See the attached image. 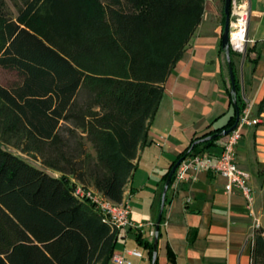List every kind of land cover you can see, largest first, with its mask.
<instances>
[{"label":"trees","instance_id":"1","mask_svg":"<svg viewBox=\"0 0 264 264\" xmlns=\"http://www.w3.org/2000/svg\"><path fill=\"white\" fill-rule=\"evenodd\" d=\"M124 1L110 0L118 9L108 15L101 0H21L12 16L0 0V66L18 76L13 86L0 85V115L9 112L15 118L9 128L42 147L38 167L0 143V264H91L93 255L107 264L112 255L116 233L90 202L73 196L72 180L111 201L122 199L162 83L200 21L204 0ZM170 43L177 52L167 62ZM228 54L234 90L229 80L226 122L193 135L170 160L161 187L176 160L226 137L220 132L245 106L231 59L238 54L229 47ZM161 220L162 214L157 240ZM263 231H253L250 264H264ZM152 238L135 232L149 260Z\"/></svg>","mask_w":264,"mask_h":264},{"label":"crops","instance_id":"2","mask_svg":"<svg viewBox=\"0 0 264 264\" xmlns=\"http://www.w3.org/2000/svg\"><path fill=\"white\" fill-rule=\"evenodd\" d=\"M244 1L248 7L246 34L252 41L247 42L237 68V55L231 59L241 97L250 106L249 117L257 123L241 129L234 158L248 174L251 202L247 207L238 190L227 195L224 177L208 170L197 171L175 188L170 186L161 211L162 233L156 238V264H250L253 231L264 229V102L259 105L264 93V0ZM211 8L195 26L162 83L146 141L136 150L134 168L123 187L130 221L143 226L140 230L108 227L109 232L116 233L112 254L123 249L141 252L140 257L124 254L129 264H150L146 249L134 237L136 231L147 240L153 236L154 226L150 234L148 223L155 222L162 190L160 178L170 160L193 135L222 126L231 111L225 91L229 87L227 63L220 50L221 14L215 4ZM0 68L17 76L13 69ZM15 82L2 86L11 87ZM225 138L206 150L217 154ZM99 263L93 255L91 264ZM107 264L116 263L109 259Z\"/></svg>","mask_w":264,"mask_h":264},{"label":"built area","instance_id":"3","mask_svg":"<svg viewBox=\"0 0 264 264\" xmlns=\"http://www.w3.org/2000/svg\"><path fill=\"white\" fill-rule=\"evenodd\" d=\"M248 21V7L244 0H230L227 41L228 47L237 54H244L247 42L246 29ZM250 106L246 105L238 114L235 125L226 134V138L217 154H211L208 150L190 154L183 157L173 171L171 187L192 179L199 170H208L214 174L224 177V192L229 195L233 190H238L245 198L246 206L251 202L250 187L248 185V174L239 168L235 162L234 149L241 136L243 126L253 125L257 120L249 117ZM71 192L79 200H87L98 211L100 221L108 227L115 229H136L140 230L142 223L130 221L129 205L127 199L122 198L119 202H114L102 196L99 192L90 187H83L80 183L72 180ZM151 227L154 223L149 222ZM264 234V231L262 232ZM124 254L141 256L137 249H123L121 253H113L110 259L116 264H129L124 258Z\"/></svg>","mask_w":264,"mask_h":264},{"label":"rangeland","instance_id":"4","mask_svg":"<svg viewBox=\"0 0 264 264\" xmlns=\"http://www.w3.org/2000/svg\"><path fill=\"white\" fill-rule=\"evenodd\" d=\"M2 1V6L1 9L5 12H8L10 15H14L16 12V9L19 5H21V0H1ZM101 2L107 4L108 8V15L109 13H113V11L118 9V6L112 5L110 0H101ZM121 4H127L124 0H120ZM222 0H206L205 2L203 1V9H202V14L207 15L211 10L212 6L215 4L216 9L219 13L222 12ZM201 19V18H200ZM108 24H112V20L107 18ZM185 26V25H184ZM185 29V28H184ZM185 36V33H184ZM184 38V37H183ZM188 42V39L184 41V46ZM178 47V46H177ZM175 45L173 43L169 44V47L166 50V58L168 61L171 62L173 57L175 56L174 54L177 52L175 50ZM242 54H238L235 56V62H236V68L238 66V62L240 60V57ZM18 77L16 76L15 73L11 72L10 70L6 69H1L0 68V84L3 85H8L10 82H14V80H18ZM15 122V118L7 111L3 113V116L0 115V143L5 147V148H10L13 151L17 152L24 158H26L30 163H32L35 166L41 167L39 158L40 153L38 150L41 147V145L33 140V137L31 135H28V133L24 131H17L15 129L9 128L13 123ZM9 128L7 131H5L6 128ZM77 133L79 132L78 130L76 131ZM83 138V137H82ZM82 142L84 143V147L88 153H90L92 156H94V151L91 148V145L89 142L85 141V139H82Z\"/></svg>","mask_w":264,"mask_h":264},{"label":"water","instance_id":"5","mask_svg":"<svg viewBox=\"0 0 264 264\" xmlns=\"http://www.w3.org/2000/svg\"><path fill=\"white\" fill-rule=\"evenodd\" d=\"M229 2L230 0H223V8H222V12H223V22H222V29H221V35H220V47L223 48L224 50V56L226 59V63H227V71H228V76H229V80L231 83V91L234 90V86H233V74H232V70H231V66H230V58H229V54H228V41H227V33H228V19H229ZM238 118V112L235 110V121L234 123L227 129H223L220 133L221 135H226L231 128H233V126L236 123V120ZM215 134L209 136V137H214ZM182 158H179L178 160H176L174 162V164L171 166L169 172L166 175V178L163 182L162 185V190H161V195H160V206L157 212V216L154 222V235H153V241H152V251H151V258H150V264H154L155 258H156V232L159 226V222H160V218H161V211H162V206H163V202H164V194L166 192L169 180H170V176L173 173L175 167L177 166V164L180 162Z\"/></svg>","mask_w":264,"mask_h":264}]
</instances>
